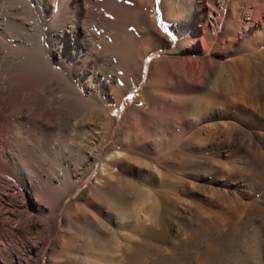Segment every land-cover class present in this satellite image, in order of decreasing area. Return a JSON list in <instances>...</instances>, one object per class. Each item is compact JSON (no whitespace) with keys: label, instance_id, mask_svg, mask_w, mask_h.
<instances>
[{"label":"rangeland","instance_id":"1","mask_svg":"<svg viewBox=\"0 0 264 264\" xmlns=\"http://www.w3.org/2000/svg\"><path fill=\"white\" fill-rule=\"evenodd\" d=\"M23 2L21 6L28 3ZM159 2L151 1L150 7L160 9L156 23L167 31L155 30L138 45L144 69L122 86L126 90L119 94L121 101L113 98L106 111L82 113L69 127L56 128L54 161H44L53 183L39 200L31 198L27 208L40 223L29 227L11 213L0 218V264H126L128 252L122 247L128 234L142 247L137 248L140 255L135 264H264V140L247 170L261 190L254 195L259 202L243 198L241 210L231 206L227 211L219 196L208 204L210 192L195 177L201 170L198 161L209 157V151H190L177 138L185 101L193 105L187 119L194 125L182 129L184 140L208 139L215 132L224 134L220 122L232 121L224 118L225 113L234 114L244 101L246 93H237L238 84L254 79V84L264 86V0H167L165 7ZM194 22L197 30L188 37L187 28ZM247 22V30L241 31ZM178 45L185 48L180 51ZM240 61L250 65L247 76L235 70ZM101 68L97 63L95 69ZM189 71L192 78L184 75ZM88 72L82 84L88 94H96ZM193 82L201 85L199 93L189 92ZM132 105L144 109L130 117L127 112ZM231 132L239 138L234 146L239 155L248 151L241 127L234 123ZM114 154L126 155L127 162L110 164ZM149 154L150 159H145ZM83 170H87L84 176ZM34 171L36 167L23 163L21 178ZM66 171L80 182L65 192L62 177ZM107 179L119 183L127 202L121 211L103 207L93 190V186L104 187ZM151 183L161 187L152 188ZM58 197L61 217L56 220L61 218L62 224L56 232L50 211ZM153 200L160 209L157 216L144 210ZM194 203L207 209L203 215L194 213ZM92 215L95 222L90 227L84 220ZM137 222L148 227L145 233L128 230Z\"/></svg>","mask_w":264,"mask_h":264},{"label":"bare ground","instance_id":"2","mask_svg":"<svg viewBox=\"0 0 264 264\" xmlns=\"http://www.w3.org/2000/svg\"><path fill=\"white\" fill-rule=\"evenodd\" d=\"M27 1L31 8L28 3L21 6L23 0H0V218L11 213L19 221L22 220L29 227H33L40 222L33 218L27 208L32 202L31 198L39 200L53 183L48 171L44 169V161L54 159L53 138L56 128L69 127L72 120L82 113L106 111V105L113 98L121 101L122 96L119 94H122V86L144 66L143 53L142 56L139 54L138 45L143 38L153 36L155 30L165 29L156 23V15L160 9L152 10L150 5L153 0ZM160 2L165 7L167 0ZM29 11L34 12V16H31ZM165 13L167 17V10ZM248 23L242 24L240 30H247ZM195 30L197 25L194 22L188 26L186 36L190 37ZM240 38L242 43L244 40L242 35ZM184 48L185 46L178 45V50L182 51ZM245 62H237L235 70H238V73L239 71L246 73L247 76L250 65ZM97 63L102 65L99 70L95 69ZM88 70L91 71L89 80L93 82L96 94H88L82 84L83 76ZM184 75L188 78L193 77L191 71L184 72ZM254 81L248 79L247 82L242 81L240 85L236 83L237 93L245 92L246 96L242 104L233 110L234 114L225 113L224 118L232 121L220 122L219 126L224 130V134L215 132L208 139L184 140L185 134L182 129H189L194 125L187 119V115L193 110V105L187 100L181 107L184 123L178 126L181 134L177 138L181 142L184 141L187 145L186 149L190 151H209L207 152L209 157H202L198 161L201 170L195 177L204 182L205 188L210 192L206 198L208 204H212L213 196H219L222 208H227V211L231 206L241 210L245 206L243 198L259 202V198H255L254 195L261 190L247 174L249 164L264 140L262 118L264 117V86L256 85ZM201 89V85L193 82L189 92L199 93ZM125 90H122L123 94ZM141 105L129 106L127 113L131 115L130 117L141 113L144 109ZM234 123L241 127L249 147L248 151L240 155L234 148L236 140L239 139L231 132ZM171 125L177 127L175 122ZM245 125L251 128L248 132L243 130ZM256 137L261 140H256ZM115 154L109 155L110 164L124 165L127 162L126 155L121 157ZM73 155L75 156V153ZM149 155H145V159H150L151 154ZM134 159L142 162L139 158ZM23 163L36 167V171L21 178ZM86 173L87 170H83L82 176ZM91 174L92 172L86 175L87 179ZM79 182L80 180H73L71 172H64L62 185L65 192ZM149 186L155 189L161 187L157 183H151ZM119 189V183L109 179L104 187L93 186L94 192L100 198L99 203L112 212L121 211L127 203ZM60 200L59 197L54 200L50 211V224L56 232L62 224L61 218L56 220L57 216L61 217L58 212ZM193 209L198 216L203 215L207 210L198 203H194ZM144 210L148 213L152 212L155 216L160 211L155 200ZM96 211L101 213L102 210L98 207ZM146 220L150 219L146 218ZM84 221L91 227L95 217H87ZM137 223L128 230L145 233L144 229L148 227L143 223ZM126 236V243L122 247L124 252H128L126 264H135L140 255V250L137 248L141 245L138 246L132 235ZM164 263L166 264V261Z\"/></svg>","mask_w":264,"mask_h":264},{"label":"snow or ice","instance_id":"3","mask_svg":"<svg viewBox=\"0 0 264 264\" xmlns=\"http://www.w3.org/2000/svg\"><path fill=\"white\" fill-rule=\"evenodd\" d=\"M165 31H167V28L165 27Z\"/></svg>","mask_w":264,"mask_h":264}]
</instances>
